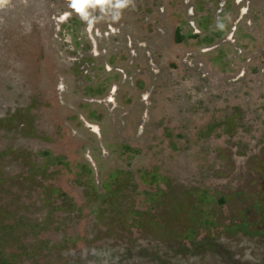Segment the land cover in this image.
<instances>
[{
    "label": "rangeland",
    "instance_id": "rangeland-1",
    "mask_svg": "<svg viewBox=\"0 0 264 264\" xmlns=\"http://www.w3.org/2000/svg\"><path fill=\"white\" fill-rule=\"evenodd\" d=\"M263 231L264 0H0V264H264Z\"/></svg>",
    "mask_w": 264,
    "mask_h": 264
},
{
    "label": "trees",
    "instance_id": "trees-1",
    "mask_svg": "<svg viewBox=\"0 0 264 264\" xmlns=\"http://www.w3.org/2000/svg\"><path fill=\"white\" fill-rule=\"evenodd\" d=\"M188 36L189 37H195L196 34H189ZM184 38H185V36L180 34V32H179V28H176L175 41L181 42V41L184 40ZM44 154H48V153L45 151ZM58 162L61 163V164L66 165V166L68 165V163L65 162L63 160V158H61L60 156L58 157ZM36 170H39V168L37 167ZM142 176H144V172L142 173ZM156 177L157 176H155L154 174H151L152 181L158 180V178H156ZM206 194L207 193H204V192L203 193H199L198 199H199L200 202L203 201V200H207V195ZM220 202H223V198L222 197H220ZM253 207L255 208V207H257V205L256 204H252V208ZM202 222L206 223V224H211L212 223L205 215H204V220ZM244 223H245L244 227L243 228H239V230H246L247 229L248 222L244 220ZM255 232L258 233V232H260V230H256ZM261 233H264V231L261 232ZM192 234H193V230L190 232V234H189L190 236H186V237H188V239H189V237H191ZM190 242H192V240H190ZM203 246H206V249H202ZM193 247H194V249L197 248L199 250V252H203V251H205V250H207V249H209L211 247H218L217 249L222 250V246L218 245V242L213 241L211 238H206L202 242L195 244ZM0 256H1V250H0ZM4 263L5 264H12V263H10L8 261H4Z\"/></svg>",
    "mask_w": 264,
    "mask_h": 264
}]
</instances>
